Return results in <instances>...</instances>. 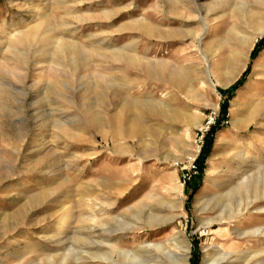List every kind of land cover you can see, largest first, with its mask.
<instances>
[{
	"label": "rangeland",
	"instance_id": "obj_1",
	"mask_svg": "<svg viewBox=\"0 0 264 264\" xmlns=\"http://www.w3.org/2000/svg\"><path fill=\"white\" fill-rule=\"evenodd\" d=\"M263 37L264 0H0V264H264Z\"/></svg>",
	"mask_w": 264,
	"mask_h": 264
},
{
	"label": "bare ground",
	"instance_id": "obj_2",
	"mask_svg": "<svg viewBox=\"0 0 264 264\" xmlns=\"http://www.w3.org/2000/svg\"><path fill=\"white\" fill-rule=\"evenodd\" d=\"M171 31V30H170ZM165 32H168V31H165ZM133 50V49H132ZM115 52V51H114ZM123 52V51H122ZM121 52V53H122ZM124 53V52H123ZM121 54L123 55V57L125 58L126 62L127 63H130L132 61H135L137 56H135V54H131V55H127L126 53L125 54ZM116 54V53H115ZM115 56V55H114ZM138 60V58H137ZM237 70V68H235ZM234 69V70H235ZM235 70V71H236ZM61 74V73H60ZM170 75L172 76V74L170 73ZM62 76V75H61ZM102 76V79H106L104 77V75H101ZM232 77V74L229 76V78H227V80H225V82H223V85L227 84V82L231 79ZM95 78V77H94ZM96 81V80H95ZM105 82V85L106 86H110L111 84L109 83V80H104ZM102 83V81H101ZM100 83V84H101ZM98 84V83H97ZM104 85V86H105ZM101 87V85H100ZM98 88V87H97ZM96 88V89H97ZM99 89V88H98ZM95 93H98V96L101 98L103 95L101 92H94ZM111 93V92H110ZM94 96V95H93ZM97 96V94H96ZM139 105H143L145 107L146 110H148L149 112H153L154 111V108L152 107V105L148 102V101H142V100H137V99H134V100H131V101H127L126 103L124 102L123 103V106L127 107V108H131V107H138ZM169 117H172V118H181V119H184V114L183 113H180V112H177L175 110H167L165 111ZM236 120V118H235ZM236 121H234V119L232 120V124L234 125ZM241 125V124H240ZM196 151V150H195ZM188 158H193V157H188ZM263 208H257L256 210H261ZM71 210V208H67L66 211H65V214L61 217V219L54 225L55 228L51 229L53 231V233L51 234L52 236L55 235V231H60V229L62 228V225H64V223L67 221V219L69 218V211ZM58 231V232H59ZM96 231V230H95ZM94 231V232H95ZM50 235V234H49ZM50 235V236H51ZM102 235L101 233H96L95 232V238L97 239L95 242L97 244H100V242L104 241L105 243H108L109 241L106 239V240H102L101 239ZM173 240L175 241V243H178L179 242V235L176 234L173 238ZM183 241V240H182ZM185 242V241H183ZM147 246L149 247H153L155 249V252L154 253H151L150 256L146 259V260H143L142 262H136L133 260V264H160L162 263V260H160V253L166 249V252L164 253L167 257V262L168 263H172V264H187V257H188V248L186 245H184L183 249L180 247V246H183L182 244L180 245L178 243V245L176 246H179L177 247L178 249L177 250H169L167 249L164 245H162L161 243H149L147 244ZM182 249V250H181ZM138 251V250H137ZM127 254V253H126ZM135 254V253H134ZM132 254L130 256V258H133L135 256H138V255H134ZM134 255V256H133ZM99 259L101 260H107L108 257H104V254H99L97 256ZM138 259V258H137Z\"/></svg>",
	"mask_w": 264,
	"mask_h": 264
},
{
	"label": "trees",
	"instance_id": "obj_3",
	"mask_svg": "<svg viewBox=\"0 0 264 264\" xmlns=\"http://www.w3.org/2000/svg\"><path fill=\"white\" fill-rule=\"evenodd\" d=\"M264 44V37L261 38L255 45V47L253 48L252 52H251V56L250 59L252 60L256 54H257V50ZM247 71V69H246ZM234 85H232L230 87L233 88ZM229 91V90H228ZM225 116V104L222 105L221 108V112L220 115L218 116V118L209 125L208 130L206 131V133L203 136V144L201 146V149L197 155V157L195 158V163L198 167V174L195 175L194 177H192L188 182H186V185L194 183L195 181L199 180L201 175H202V169H203V165H204V160L206 157V154L208 153L209 149H210V145H211V134L218 128V126H220V119L224 118Z\"/></svg>",
	"mask_w": 264,
	"mask_h": 264
},
{
	"label": "built area",
	"instance_id": "obj_4",
	"mask_svg": "<svg viewBox=\"0 0 264 264\" xmlns=\"http://www.w3.org/2000/svg\"><path fill=\"white\" fill-rule=\"evenodd\" d=\"M203 131H206V129L203 130ZM203 131L201 130V133H200V135L198 137V141L199 142L196 145L197 146L196 151H195L196 155L193 158H191V160L189 161L188 166L185 168L186 170L182 173V176H181L182 177V183L186 184V182H188L192 177H194L195 175L198 174V167H197V165L195 163V158L197 157V155H198V153H199V151L201 149V146L203 144V136H204V132Z\"/></svg>",
	"mask_w": 264,
	"mask_h": 264
}]
</instances>
